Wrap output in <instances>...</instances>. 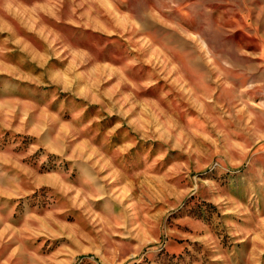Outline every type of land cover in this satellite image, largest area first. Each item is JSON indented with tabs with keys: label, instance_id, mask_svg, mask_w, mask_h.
I'll return each instance as SVG.
<instances>
[{
	"label": "rangeland",
	"instance_id": "rangeland-1",
	"mask_svg": "<svg viewBox=\"0 0 264 264\" xmlns=\"http://www.w3.org/2000/svg\"><path fill=\"white\" fill-rule=\"evenodd\" d=\"M0 264H264V0H0Z\"/></svg>",
	"mask_w": 264,
	"mask_h": 264
}]
</instances>
